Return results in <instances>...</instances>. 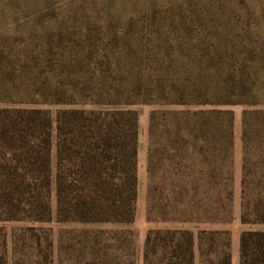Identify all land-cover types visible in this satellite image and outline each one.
Masks as SVG:
<instances>
[{
    "label": "trees",
    "instance_id": "16d2710c",
    "mask_svg": "<svg viewBox=\"0 0 264 264\" xmlns=\"http://www.w3.org/2000/svg\"><path fill=\"white\" fill-rule=\"evenodd\" d=\"M22 1L29 11L13 25L27 42L12 54L25 58L26 91L0 107V220L49 221L53 194L59 223H132L142 105L151 107L148 176L159 137L173 178L215 184V215L226 214L233 108H242V144L251 126L264 134V0L3 2L20 10ZM208 156L226 171L195 172L184 162L209 166ZM240 182L242 221L255 206L254 222L264 223V198L251 206L243 175ZM185 191L175 190L170 216L153 217L148 205L146 221L164 226L146 232L142 264H195L196 249L200 264H230L226 241L213 248L226 231L186 226L201 222L200 210L210 213L201 205L206 193L183 203ZM238 264H264V230L239 233Z\"/></svg>",
    "mask_w": 264,
    "mask_h": 264
},
{
    "label": "rangeland",
    "instance_id": "374dc122",
    "mask_svg": "<svg viewBox=\"0 0 264 264\" xmlns=\"http://www.w3.org/2000/svg\"><path fill=\"white\" fill-rule=\"evenodd\" d=\"M0 0V107L8 104L12 98H21L25 87L20 83L26 79L27 66L25 58L21 55L24 43L27 42V33L22 27L13 25V19L23 20L24 11L28 10V1H22V9H12L7 2ZM20 53V54H19ZM261 108L260 106L254 109ZM151 107L137 106V155H136V178L137 190L135 201L134 220L130 224L112 223H76L55 221L54 197L51 194L52 218L46 222H33L29 220L3 221L0 220V264H142L143 240L148 230L161 228L162 223L146 221V209L151 205V215L172 214L175 199L173 194L177 188L185 191L179 200L186 203L191 192L206 193L201 205L208 208L209 215L203 218V211L197 214V219L186 226L194 231L197 230H222L226 234L215 235L213 248L221 246L222 242L228 243L230 264H238V237L242 230H264V223L254 222L257 216L253 210L246 211L242 221L241 211V177L245 178L243 196L248 204L253 205L252 199L256 196L264 198V134H258L257 126L250 127L249 137L242 144L240 138V114L241 107L233 108L234 128L232 156L229 160L228 169L232 174L231 202L228 212L221 217L224 221L219 222L220 214L215 215L214 197L216 194L215 184H205L202 180L192 183L189 187L173 178L171 172V158L159 154L163 150V144L157 137L152 150L154 152L151 167V175L147 173L148 136L147 116ZM215 144L212 142L211 144ZM195 148V147H194ZM214 148V147H212ZM167 150V148H166ZM168 152V150H167ZM170 159H168V158ZM209 166H205L204 160L194 158L190 161L191 170L199 172L209 169L213 172L226 171L219 168L216 159L208 156L206 159ZM190 188V189H189ZM149 191V197H148ZM255 208V209H254ZM258 209H261L258 207ZM264 211V209H263ZM2 210L0 208V218ZM195 219V218H194ZM209 219V220H204ZM203 242V249L208 246ZM196 247V246H195ZM221 249V248H220ZM223 249V248H222ZM220 251L219 248L214 252ZM210 257H215L211 255ZM199 251L195 250V264H200Z\"/></svg>",
    "mask_w": 264,
    "mask_h": 264
}]
</instances>
